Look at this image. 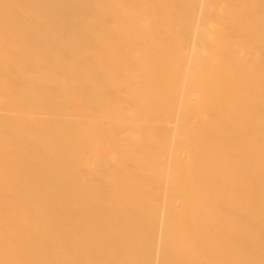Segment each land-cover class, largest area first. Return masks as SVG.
I'll return each instance as SVG.
<instances>
[{
    "label": "bare ground",
    "instance_id": "bare-ground-1",
    "mask_svg": "<svg viewBox=\"0 0 264 264\" xmlns=\"http://www.w3.org/2000/svg\"><path fill=\"white\" fill-rule=\"evenodd\" d=\"M0 264H264V0H0Z\"/></svg>",
    "mask_w": 264,
    "mask_h": 264
}]
</instances>
